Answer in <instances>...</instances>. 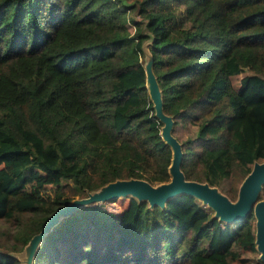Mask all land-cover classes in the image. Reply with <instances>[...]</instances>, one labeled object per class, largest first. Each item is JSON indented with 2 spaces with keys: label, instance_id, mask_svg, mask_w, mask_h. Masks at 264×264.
I'll use <instances>...</instances> for the list:
<instances>
[{
  "label": "trees",
  "instance_id": "trees-1",
  "mask_svg": "<svg viewBox=\"0 0 264 264\" xmlns=\"http://www.w3.org/2000/svg\"><path fill=\"white\" fill-rule=\"evenodd\" d=\"M144 50L185 178L234 199L264 159V0H0V264H20L14 253L72 195L168 179ZM45 183L51 193L32 192ZM212 213L186 192L163 206L131 195L117 212L84 203L49 226L30 264H251L252 212Z\"/></svg>",
  "mask_w": 264,
  "mask_h": 264
},
{
  "label": "water",
  "instance_id": "water-1",
  "mask_svg": "<svg viewBox=\"0 0 264 264\" xmlns=\"http://www.w3.org/2000/svg\"><path fill=\"white\" fill-rule=\"evenodd\" d=\"M146 55L147 60L143 65L144 83L152 100L154 114L162 122L159 129L160 136L169 144L171 150L168 179L153 184L139 177L116 178L100 185L83 197L73 199L68 206H59L47 216L40 229L28 239L25 264H30L31 255L36 244L44 231L49 228L60 213L59 211L68 213L81 204L125 193H130L138 199H145L149 205L163 206L168 197L180 192L202 198L201 203L206 202L203 204L211 207L212 214L226 222L241 219L251 211L254 216V245L259 250L260 257L264 260V195L257 197L261 184L264 182V159L252 162L250 169L237 186L234 199H230L215 185L208 184L206 181L185 178L179 166L181 158L180 143L171 133V116L162 110L160 90L151 70L150 56Z\"/></svg>",
  "mask_w": 264,
  "mask_h": 264
},
{
  "label": "rangeland",
  "instance_id": "rangeland-1",
  "mask_svg": "<svg viewBox=\"0 0 264 264\" xmlns=\"http://www.w3.org/2000/svg\"><path fill=\"white\" fill-rule=\"evenodd\" d=\"M125 4L133 1V0H123ZM126 17H127V27L130 31L133 30V23H132V17H137V13H135V11H132V9L126 11ZM145 53H143L141 55V61H143V65L145 63V61L147 60V51L144 50ZM240 73H235V74H232L231 75V81L233 82V84H237V81H238V77H239ZM147 88V86H146ZM148 92V91H147ZM149 95V94H148ZM152 102V100H151ZM154 110V108H153ZM194 130H195V126L194 125H189V129L188 130H182V133L183 134H193L194 133ZM21 159H27V155L25 152H22L21 155H20ZM264 183V182H263ZM154 184V183H153ZM52 185L50 183H45L42 187L40 188H33L32 192H39L41 193L43 196H46L48 193H51L52 191ZM218 188V187H217ZM97 189V188H96ZM219 189V188H218ZM94 190V189H93ZM93 190H89L87 191L85 194L83 195H79V194H74L72 195L63 205L64 206H68V204L70 203V201H72L73 199H76V198H80V197H83L85 195L88 194V192L90 191H93ZM220 190V189H219ZM264 195V188L260 187L259 191H258V194H257V197H261ZM131 196L130 193H125V194H118L116 196H113V197H109V198H104V199H96L95 202H102L103 205L108 209V210H111L113 212H117L119 211L122 207L125 206L126 202H127V199L128 197ZM133 196V195H132ZM135 197V196H134ZM136 198V197H135ZM138 199V198H136ZM93 202V201H92ZM202 202V201H200ZM62 206V205H61ZM58 208V207H57ZM56 210V208H55ZM62 210V209H61ZM67 211V210H66ZM60 213L57 215V217L54 219L53 223L54 224L60 216L62 215H65L66 213L65 212H62V211H59ZM50 214V213H49ZM48 214V215H49ZM3 223L4 222H0V227L3 226ZM51 224V225H52ZM46 231V230H45ZM44 231V232H45ZM40 240V239H39ZM27 242L21 247V249L17 252H15L14 254L17 256L20 264H25V260H26V252H27ZM255 244V243H254ZM37 245V244H36ZM36 247V246H35ZM35 249V248H34ZM0 250H3L2 247L0 246ZM34 252V250H33ZM32 252V254H33ZM243 257L246 258V262L247 263H251V264H264V260L260 257V252L259 250L256 248L255 246V249L254 250H243L242 251V254H241ZM31 258H32V255H31ZM31 262V260H30Z\"/></svg>",
  "mask_w": 264,
  "mask_h": 264
},
{
  "label": "bare ground",
  "instance_id": "bare-ground-1",
  "mask_svg": "<svg viewBox=\"0 0 264 264\" xmlns=\"http://www.w3.org/2000/svg\"><path fill=\"white\" fill-rule=\"evenodd\" d=\"M195 196V195H194ZM196 198H197V196H195ZM197 199H199V201H202V198H197ZM204 201V200H203ZM203 203H206V202H203Z\"/></svg>",
  "mask_w": 264,
  "mask_h": 264
}]
</instances>
